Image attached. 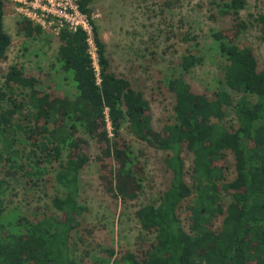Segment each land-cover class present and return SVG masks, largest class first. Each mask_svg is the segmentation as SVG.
Masks as SVG:
<instances>
[{"label": "trees", "instance_id": "1", "mask_svg": "<svg viewBox=\"0 0 264 264\" xmlns=\"http://www.w3.org/2000/svg\"><path fill=\"white\" fill-rule=\"evenodd\" d=\"M5 2L0 0V60L7 58L11 45L3 23ZM76 2L90 32L60 26L56 54L59 70L73 82L74 97L46 91L36 76L18 65L8 67L0 86V167L22 168L25 179L36 184L31 178L42 174L43 164L59 161L64 148L70 152L54 176L64 189L51 200L58 215L20 220L23 233L0 236V264H108L111 259L110 264H264V65L259 68L253 49L239 41L249 25L240 14L246 0L215 3L218 18L230 20L229 26L210 33L222 59L218 87L211 95L193 90L184 74L202 64L203 56L200 50L187 49L179 62L183 73L165 82L173 95L172 123L160 131L152 128L144 92L111 69L106 44L91 16L92 0ZM257 20L264 23L262 16ZM23 23L25 36L42 33L41 25L27 19ZM261 32L264 39V25ZM182 39L195 42L198 36L187 32ZM228 108L234 111L235 127L224 123ZM123 122L138 139L166 152L168 186L157 201L135 211L140 227L154 232V239L119 257L112 248H103L107 257L88 260L85 252L76 258L72 234L87 210L78 201L79 174L90 161L87 141L77 137L79 130L100 146L103 189L122 202L141 192V169L119 133ZM18 133L32 147L24 161L14 146ZM183 153L191 154L189 167ZM229 154L232 179L227 177ZM8 187V180L0 178V216ZM181 212H186V223Z\"/></svg>", "mask_w": 264, "mask_h": 264}, {"label": "rangeland", "instance_id": "2", "mask_svg": "<svg viewBox=\"0 0 264 264\" xmlns=\"http://www.w3.org/2000/svg\"><path fill=\"white\" fill-rule=\"evenodd\" d=\"M219 1L92 0L90 4L91 16L111 59V69L144 92L149 101L151 125L155 131L172 123L173 95L166 89L165 82L171 76L183 73L179 62L187 49L193 52L200 50L203 56L202 64L184 74L193 90L211 95L219 85L222 59L210 33L211 30L230 25L229 18L219 19L216 15L215 3ZM30 2H5L3 23L11 37V45L7 58L0 60V86L8 67L18 65L26 74L36 76L41 88L59 96L73 98L76 94L73 82L59 70L56 63L59 22L55 19L50 23L45 22L42 33L33 37L24 35L22 28L26 19L33 24L42 21L33 18L34 10ZM240 14L249 25L240 35L239 41L253 49L261 68L264 65V39L261 38L264 23L260 24L257 19L260 16L264 18V0H246V6ZM187 32L198 36V39L195 42L183 40ZM224 123L226 126H236L232 108L227 109ZM107 125L111 137L109 121ZM119 133L130 145L131 155L141 169V192L136 199L126 202L107 193L99 180L97 156L100 154V146L79 130L77 137L87 141L85 146L90 161L79 174L78 201L87 210L80 218L79 228L72 234L71 249L76 258L85 256V252H88V260L107 257L103 248H112L114 257H119L122 252L136 251L154 239V232L140 227L135 211L141 205L157 201L168 186L170 173L163 162L166 152L156 150L138 139L130 131L128 122L122 123ZM14 146L22 152L20 161H24V156L32 149L30 140L21 133L17 134ZM68 153L69 149L64 148L59 161L43 164L42 174L31 178L36 184L25 179L22 168L0 167V178L9 182L7 191L2 195L5 209L0 216V236L23 233L21 222L25 219L35 221L43 215H58L51 200L55 195H62L64 189L56 183L54 176ZM183 156L186 167H189L191 154L183 153ZM228 164L227 177L232 179L234 168L231 154L228 156ZM185 215L186 212L180 214L184 223L187 222Z\"/></svg>", "mask_w": 264, "mask_h": 264}, {"label": "built area", "instance_id": "3", "mask_svg": "<svg viewBox=\"0 0 264 264\" xmlns=\"http://www.w3.org/2000/svg\"><path fill=\"white\" fill-rule=\"evenodd\" d=\"M30 4L34 10L33 18L41 19L42 21L38 23L41 26H44L45 22L50 23L55 19L59 22V27L64 24L68 25L70 29L81 26L90 32L86 17L80 13L76 0H31ZM89 43L90 52L95 59V47L91 38Z\"/></svg>", "mask_w": 264, "mask_h": 264}]
</instances>
